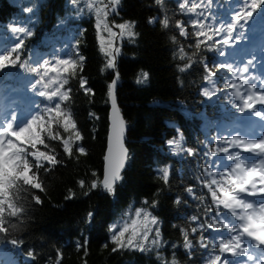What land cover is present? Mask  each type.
I'll list each match as a JSON object with an SVG mask.
<instances>
[{"label": "trees", "instance_id": "16d2710c", "mask_svg": "<svg viewBox=\"0 0 264 264\" xmlns=\"http://www.w3.org/2000/svg\"><path fill=\"white\" fill-rule=\"evenodd\" d=\"M72 1L37 0L29 12L26 11V0H0V51L13 47L18 42L17 35L23 40L22 46L11 55L13 60L19 55L16 63L6 61L7 66L0 68V120L13 110L20 123L37 112L49 120V114L43 109L54 106L59 98L49 101L40 96L39 91L45 90L43 84L32 88L40 74L48 71L44 82L68 78L69 83L60 91L70 89V98L60 107L62 111H71L83 137L76 140L72 131L65 133L62 121L57 123L59 117L51 121L53 134L58 132L64 139L72 136L73 154L69 157L61 140L50 141L46 132L41 133L48 148L55 150L59 163L53 167L45 162V167L38 172L34 166L28 173L31 177L36 172L35 182L41 183L43 191L32 189L30 185L24 186L29 189L27 193L8 190V202L23 206L24 212L19 218L9 216L7 203L4 205L7 222L6 230L0 231V264H56L58 258L59 264H170L173 258L177 264H207L209 253L214 251L212 244L209 243L207 248L200 247L201 232L193 234L190 231L196 227L192 216H198L201 223L207 224L210 222L208 216L216 215L211 193L203 186L205 180L210 181L203 172L204 153L218 152L221 147H229L231 151L233 147L227 141L234 136L245 140L242 131L236 128L238 123L233 116L238 108L230 102L235 99L231 93L236 89L226 84L235 83L244 95L255 91L246 90V85H242L248 73L233 75L226 67L213 65L226 59L235 70L249 60L264 57V0H257L255 10L251 8V0L247 3L212 0L210 9L198 8L197 12H209L210 17L215 18V24L221 20L227 23L230 19L236 24L231 37H226L222 29L212 41H207L205 36L193 37V28L188 21L190 17L195 19V14L181 12L178 0H161L160 4L156 0H121L116 6L118 14L112 13L106 18L109 27L117 33L113 46L119 51L115 55L114 69L106 67L108 57L101 51L96 7L92 0L77 1L74 3L77 6ZM89 3L94 7L90 9ZM100 4H109V0H101ZM247 11H251V16L246 23L243 19L235 20L238 13L243 16ZM165 17L169 19L167 28L162 24ZM149 20L155 22L149 23ZM125 22L135 24L136 35L132 40L127 36L121 38L120 30L114 27ZM177 23L186 29L187 37L179 34ZM20 27L31 34H15L13 29ZM214 31L215 27L205 29L209 35ZM102 34L106 36L107 48L108 33L102 30ZM224 39L229 43L226 57H221L216 49L223 46ZM194 40H205V43L196 48ZM181 55L185 58L181 59ZM80 56L84 58L83 70L78 69L74 77L63 72V66L56 63L61 59L79 63ZM43 61H49V64L40 68L39 74L29 71ZM188 64L191 66L186 67ZM53 66L57 71H52ZM181 68L185 71H180ZM209 70L215 73L214 84L205 79ZM117 72L120 78L117 97L128 122L129 158L122 179L115 185L114 193L109 194L99 186L90 190V184L93 180L99 184L103 178L109 130L108 91ZM144 73H147L146 80ZM81 77L87 79L85 87H90L92 93L85 94L80 88ZM138 80L143 82L137 83ZM56 87L51 83L46 91L51 92ZM204 88L216 92L206 97L202 94ZM240 103L236 101V104ZM254 108L260 110L259 103ZM247 111L253 112L246 108L244 113ZM168 138L180 140L181 153L174 154L169 150ZM11 139L32 151L27 133ZM78 145L85 148L86 154L78 153ZM37 147L46 150L43 145L37 144ZM187 149H192L195 154L189 155ZM223 158L222 152L210 157L213 160ZM164 168L168 169L167 182L162 178ZM80 180L85 181L83 188L78 184ZM2 185L0 176V192ZM188 187L193 189L192 195L186 191ZM70 195L71 199L68 198ZM36 196L40 203H36ZM139 208L150 212L157 224L151 225L146 241L138 236L133 244L143 243L151 250L142 252L135 247H126L113 251L116 248L112 242L113 231L118 233L128 226L129 232L121 238L126 242L132 230L131 221L136 218H127V212ZM209 208L212 211L206 215ZM140 218L143 223V213ZM10 224L17 227L14 229ZM111 226L115 228L110 230ZM157 230L159 247L151 246ZM182 230L189 231V239L194 245L190 255L182 247ZM138 231L143 234L139 228ZM220 232L226 234L227 230L220 229ZM215 234L212 229L203 231L206 240ZM29 252L33 255L29 256ZM215 254H219L218 250ZM225 257H230V264H233L231 253H224L221 260Z\"/></svg>", "mask_w": 264, "mask_h": 264}, {"label": "snow or ice", "instance_id": "6c2138e0", "mask_svg": "<svg viewBox=\"0 0 264 264\" xmlns=\"http://www.w3.org/2000/svg\"><path fill=\"white\" fill-rule=\"evenodd\" d=\"M77 0H73V3H76ZM121 0H109V4H104L103 7L95 8V15L97 20V28L102 29L108 33V47H105V39L101 36V51L105 53L108 57L106 67L108 69H114L115 65V53L119 51L118 48L113 46V41L117 37V33L112 30V27H109L107 23V16L117 12V5H119ZM243 3H247V0H242ZM157 4L161 3V0H156ZM189 3L191 6L189 7ZM212 0H178V6L181 12L185 14L193 13L195 14V19L192 17L189 18V25L193 28V36L200 37L205 36L207 41H212L213 36L220 34L223 29V34L226 37H231L232 32L236 27V24L230 19L227 23L223 20L219 24L214 23V17H210L209 12L200 11L197 12L198 8L210 9ZM110 5V6H109ZM257 6V0H251V8L255 10ZM88 7L91 9L94 7L92 3H89ZM31 12V8L28 9ZM251 16V11H247L246 15L237 14L235 20L238 22L240 19H243L245 23L247 18ZM203 17V19H201ZM155 20H149V23H154ZM163 27L167 28L169 26V19L165 17L162 21ZM114 27L120 30V37L123 38L127 36L128 38H133L136 33L133 31L135 24L134 22H125ZM176 27L179 29V34L181 36H188L186 29L180 25L176 24ZM215 27V31L211 35L205 32V29L208 28L211 30ZM243 25H241V32ZM15 34L24 33L25 35H30L31 33L27 31L26 28L20 27L13 29ZM18 42L11 48H5L3 51H0V68L6 67V61L15 64L16 60L19 59V55H16V58L11 59V55L22 46L23 40L16 36ZM173 40L175 38L173 37ZM235 42V40L233 41ZM205 43V40H197L196 48H200V45ZM214 43H220L215 41ZM228 39L223 40V46L217 48L219 56L226 57L227 55V45ZM180 52L183 53L184 49L181 48ZM7 53V54H5ZM181 59H184L185 56L181 55ZM79 63L76 60L70 59H61L56 61L59 65L63 66V72L69 73L70 76H75L77 70H83V60L82 56L78 57ZM49 64V61H43L39 67L29 69V71L40 73V68L45 67ZM188 64L186 67H190ZM205 68L207 69V63H205ZM213 67L222 68L226 67L229 72L233 75L237 73H249V76L242 81V85H246L248 89H255V91H249L247 95H244L240 88L236 87L235 83H227L226 86L230 88H235L236 90L231 93L235 98L230 101L234 107L238 108V111L243 113L245 109H252L253 114L257 117H260L264 120V110L255 109L254 105L256 103L264 105V87L256 89L255 80L256 77L250 73V67L254 68L255 64L252 60H249L245 66L237 67L233 70L232 64L229 63L226 59L214 64ZM52 71H57L55 66H53ZM180 71H185V68H181ZM48 71H44L40 74V79L32 85V88H36V84H43L45 90L39 91V95L46 97L47 100L53 101L54 98H59L58 101L51 107H45L43 112L49 114V120H45V116L37 112L32 115L29 119L20 123L17 121L15 110L12 113L6 115L3 120H0V176L3 179V191L0 192V231H5L4 228L6 218L4 217V205L7 203V208L9 209V216H16L19 218L20 214L24 212L23 206L17 207L15 203L8 202V190L14 189L15 193L29 191L28 188L24 186L30 185L32 189H40L43 191L42 185L39 182H35L36 172L40 168L45 167V162L51 166H55L59 161L56 160L55 150L49 149L48 144L46 143L45 138L41 136L42 132H46L47 138L50 141L61 140L62 147L65 153L69 157H72L73 154V144L72 136L70 135L67 139H64L59 136V133L53 134L51 127V121L56 120L57 117L60 119L57 120L58 124H61V127L65 133L72 131L74 133L76 140H82L80 132L77 130V125L75 120L72 118L71 111H62L61 103L68 100L70 89L61 92L60 89L64 88L65 85L69 83L67 77L59 80L44 82L45 77H47ZM118 77V73L116 74ZM144 79H147V73H144ZM215 76V73L208 71L205 79L209 84H214L212 77ZM251 81V82H250ZM143 81L138 80L137 83H142ZM51 83H55L57 87L48 92V89L51 86ZM264 85V81H261ZM87 84V79L84 77L80 78L79 85L80 88L85 92V94L92 93L90 87H85ZM116 80L114 79L109 85L108 95L111 99V106L113 110L112 118V135L109 140L107 155L105 160L107 161V167L104 173L103 180L98 182L93 180L90 184V190L96 189L98 186L101 187L103 191H106L109 194H113L115 190L116 183L122 179L121 171L125 166V162L128 158V150L124 146V133L126 130L125 122L123 118L119 115V110L116 104L115 96ZM216 90L213 89L210 91L208 88H204L202 94L206 97H211L215 94ZM257 93L259 96L257 98ZM236 101H241L240 104H236ZM54 113V115H51ZM47 124V127H46ZM15 125V128H14ZM39 129V131L37 130ZM28 134V142L31 145L32 151H29L25 148L20 147L11 137H19L22 134ZM169 145L175 144L179 148V142L175 140L167 141ZM227 143L230 147L241 149L252 154L250 157L242 156L241 151H236L234 153L229 152V147H221L218 149V152L225 154L223 160L220 159H210V157H216L218 155L217 151L205 152L204 156L206 158V165L203 168V172L209 180H205L203 186L208 189L211 193V201L216 212L215 216H208L210 222L207 224L201 223L198 216H192L191 220L196 223V227L190 229L191 233H196L197 231L201 232L199 237V246L207 248L209 243L212 244L214 251L209 253L207 264H230V257H225L221 260V256L224 253H231L232 257L236 256H247L249 262L255 264L253 256L258 252L261 256L259 264H264V248H261V245H264V187H257V185H264V138L260 139L258 142L255 140H242L238 137H233L231 140H228ZM37 144L43 145L46 150L41 151ZM77 151L80 154H86V150L83 146L78 145ZM189 155H194L192 149H187ZM255 156H259V160L254 159ZM32 157L33 159H29ZM230 162V163H229ZM35 166L36 172H33V175L30 177L28 173L32 171ZM259 173V179H255L256 174ZM95 175V174H93ZM219 176V179H217ZM162 178L165 182L168 181V169H162ZM78 184L81 188L84 187L85 181L80 180ZM215 186V187H214ZM190 195L193 194V189L188 187L186 190ZM87 194V193H85ZM259 194L261 199L258 201H250L249 196H256ZM71 199V195L68 197ZM196 198V197H194ZM36 203H40L38 196L34 197ZM147 203V201H145ZM177 204L180 203L179 200L176 201ZM155 206V205H153ZM212 209H206V215L211 212ZM143 213L144 222L141 224L143 228V234L141 235L138 231L136 220L131 221V233L130 238L125 242L121 238L125 236L126 232H129V227L124 226L118 233L113 231L112 242L116 245V248L113 251H116L119 248H131L135 247L139 251H149L151 247L146 248L143 243L133 244V241L139 236L141 240L146 241L148 239V233L151 231L150 225L157 224V220L150 212L146 210H137L135 212V217L138 219ZM91 213L89 214V221L91 220ZM151 217L149 220L148 218ZM12 228H16L15 224H10ZM115 226H111L110 230H113ZM205 229H212L215 235L210 236L209 240H206L203 231ZM220 229H226L227 233L220 232ZM184 237V243L182 247L188 251L189 255L194 245L191 239H189V231L182 230ZM159 236L160 233L157 230L156 238L151 242V246L159 247ZM16 243V241H13ZM82 247V245H78ZM249 248L254 249L252 254L249 253ZM218 250L219 254H215V251ZM29 256L33 254L28 253ZM163 260V258H160ZM56 264H59V258L57 259ZM167 264V262H165ZM170 264H177L176 260L170 262ZM235 264V262H233ZM243 264V262H241Z\"/></svg>", "mask_w": 264, "mask_h": 264}, {"label": "rangeland", "instance_id": "374dc122", "mask_svg": "<svg viewBox=\"0 0 264 264\" xmlns=\"http://www.w3.org/2000/svg\"><path fill=\"white\" fill-rule=\"evenodd\" d=\"M27 2L25 3V7H26V11L31 7V5L32 4H34V2H37V0H26ZM77 1H80V0H77ZM100 1L101 0H92V3L95 5V7H103L101 4H100ZM72 3H73V1H72ZM74 4V3H73ZM75 6H77L76 4H74ZM112 30L114 31V29L112 28ZM99 31H100V37L101 36H103L104 37V39H106V36L104 35V34H102V29H99ZM254 64H255V67L254 68H252V67H250V71L252 70V69H255L256 68V63L255 62H253ZM258 80H260L259 78H258ZM239 112L238 111H235V113L233 114V116L235 117V122L236 123H238L239 125H241V129L245 132V133H247L248 132V130H250V127H251V125L253 124V122H254V120L253 119H249V117H246V118H241L240 116H239ZM260 125H263L264 124V122L262 121L261 123H259ZM169 140H175V141H178L179 142V148H177L176 147V145L175 144H173V145H169V150H171L174 154H178V153H181V150H182V148H183V146H181L180 145V140H176V139H171V138H168L167 139V141H169ZM256 179L258 180L259 179V175L258 176H256ZM261 185H257V187L259 188ZM137 210H141L140 208L139 209H137ZM137 210H135L134 212H127V215H126V217L127 218H130L131 219V217H133V216H135V212L137 211ZM141 217V216H140ZM135 218L134 220H136V224H137V227L140 229V230H142L143 231V228L141 227V224H142V220H141V218ZM149 220L151 219V217H149L148 218ZM150 227H151V225H150ZM256 255L260 258V254H258V253H256ZM259 261H260V259H259Z\"/></svg>", "mask_w": 264, "mask_h": 264}, {"label": "water", "instance_id": "95a60500", "mask_svg": "<svg viewBox=\"0 0 264 264\" xmlns=\"http://www.w3.org/2000/svg\"><path fill=\"white\" fill-rule=\"evenodd\" d=\"M116 54V53H115ZM116 63H117V60H115V65H116ZM118 73V72H117ZM116 73V74H117ZM114 79L116 80V88H115V96H116V104H117V108H118V110H119V115L123 118V120H124V122H125V126H126V130H125V133H124V146L127 148V150H128V155H129V148H128V146H127V144H126V139H127V132H128V122H127V120L125 119V116H124V114H123V112H122V109H121V106H120V102L118 101V98H117V88H118V84H119V73H118V77H117V75H115V77H114ZM113 79V80H114ZM112 118H113V110H112V106H111V99H109V130H108V144H109V140H110V137H111V135H112ZM107 149H108V147H107ZM106 155H107V150H106ZM106 155H105V157H106ZM127 161H128V158H127V160H126V162H125V166H124V168L122 169V171H121V175H122V173L124 172V170H125V168H126V164H127ZM106 167H107V161L105 160V167H104V172H103V177H104V173H105V170H106ZM102 180H103V178H102ZM119 182V181H118ZM117 182V183H118ZM116 183V184H117Z\"/></svg>", "mask_w": 264, "mask_h": 264}, {"label": "bare ground", "instance_id": "6f19581e", "mask_svg": "<svg viewBox=\"0 0 264 264\" xmlns=\"http://www.w3.org/2000/svg\"><path fill=\"white\" fill-rule=\"evenodd\" d=\"M193 37H194V36H193ZM132 39H133V38H132ZM132 39H131V40H132ZM185 40H186V39H185ZM194 41H195V40H194ZM186 42H187V41H186ZM195 42H196V41H195ZM195 42H194V43H195ZM194 45H196V44H194ZM122 174H123V173H122ZM119 181H120V180H119ZM119 215H120V214H119ZM119 215H118V216H119ZM159 225H160V224H159ZM158 229H159V227H158ZM160 232H161V231H160ZM156 249H157V248H156Z\"/></svg>", "mask_w": 264, "mask_h": 264}]
</instances>
